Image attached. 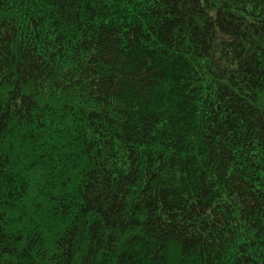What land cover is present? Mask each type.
<instances>
[{"label": "trees", "instance_id": "trees-1", "mask_svg": "<svg viewBox=\"0 0 264 264\" xmlns=\"http://www.w3.org/2000/svg\"><path fill=\"white\" fill-rule=\"evenodd\" d=\"M0 264H264V0H0Z\"/></svg>", "mask_w": 264, "mask_h": 264}]
</instances>
